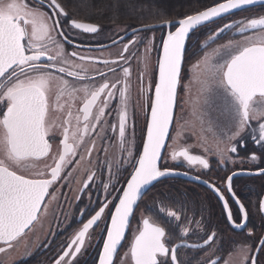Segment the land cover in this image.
Here are the masks:
<instances>
[{
	"label": "flooded vegetation",
	"instance_id": "af4514ba",
	"mask_svg": "<svg viewBox=\"0 0 264 264\" xmlns=\"http://www.w3.org/2000/svg\"><path fill=\"white\" fill-rule=\"evenodd\" d=\"M0 1V3L13 2V0ZM16 1L27 3V0ZM28 1L35 7L43 8L49 14L48 18H42L43 23L49 27L48 37L38 43L46 46L48 55L56 56L54 63L57 67H65L67 71L78 72L84 79L70 77L67 73H58L55 69H51L53 78L49 81L46 93L48 98L47 139L51 145L47 156L27 158L17 162L8 158L6 148L0 142V161H3L18 175L34 179L51 178V168L55 166L63 151L61 141L64 140L66 128L68 143L74 148V155L68 157L71 163L65 164L60 178L49 188V195L45 197L36 220L16 241L12 242L10 248L0 242V247L6 249L0 252V264H56L64 251L69 250V243L82 229L83 223H86L105 203L112 201L97 224L86 233L81 253H78L76 257H65V260L61 262V264H68V261H71V264H96L98 253L101 251L103 239L106 236V226L110 224V212L114 211V205L118 203V199L113 200V197L121 194L115 191V188L125 187L126 180L129 179L132 171L131 164H126L125 161L131 160L135 163L142 148L157 80L160 48L166 29L130 33L138 25L118 24L112 28L110 26L112 23L105 24L65 16L59 14L58 10H55L57 14L53 17L52 11L42 6L41 2ZM260 10V12H251L240 17L239 21L227 22L226 24H231L233 27L225 29L218 36L217 30L226 24L221 26L219 24L205 30L203 35L193 34L189 39L177 89L174 119L168 143L175 124L182 120L185 108L190 118L189 110L195 108L197 111L198 108L203 112L201 116L199 115L200 119L214 120L216 125L220 124L223 118L219 112L210 103L204 101L202 91L206 78L204 57L206 54H212L214 50H210L211 47L223 42L221 40L225 37L229 40L233 39L230 34L238 32V29L245 26L251 19L264 17V7ZM258 13L261 15L254 17ZM73 19L97 25L98 32L83 33L80 30L71 29L69 21ZM54 20H60V29L55 28ZM26 27L31 32L32 26L29 24ZM60 31H63V36L60 35ZM261 31L260 29L249 30L244 35L260 34ZM207 37L211 39L203 45L202 41ZM117 40V43L108 46ZM125 44L128 45L127 52H124ZM57 45L62 46L61 55H57L59 51ZM73 53L76 55L74 56ZM121 55L126 59L122 60ZM103 61L109 63L105 64ZM187 63L191 64L190 67H186ZM197 64L199 67L195 66ZM76 65L81 67H75ZM125 67L129 69L127 77L123 73ZM185 68H187L186 85L181 79ZM101 73L103 76L100 75ZM58 77H63L68 81L66 88L62 89V82ZM191 79L196 87L190 84ZM105 82L109 84L113 96L108 97V89H106L92 107L88 121H84L82 108L86 99L92 91ZM112 84H116L114 89L111 88ZM85 86H87V91H85ZM122 90L124 91L123 98L120 94ZM184 99L187 107H184ZM106 100L107 107H105ZM256 105L258 110L264 111V99L257 97ZM122 107L126 113L123 140L119 135V115ZM101 108H104V114L97 120ZM196 117L198 114H195L194 118ZM256 123V121L253 122L254 126ZM85 124L88 126L87 132L84 131ZM212 131L221 151H227L231 143H236L237 153L227 151L226 158L222 162L221 154L217 152L213 157L208 158L200 152H192V149L182 146L174 153L187 150L190 155L207 159L209 168L203 169L198 163L189 164L183 157H178L177 159L181 161L172 163L170 166H167L168 164L164 166L162 160L160 167L187 173L214 185L228 202L233 219L238 223L241 218L240 212L228 191L227 177L233 172L251 171L255 173L258 169L264 168V150L251 141L247 132L236 141L229 142L217 127ZM0 138H2V132H0ZM241 140L244 141L243 147H240ZM129 151L132 153L131 157L128 156ZM253 154L258 157L255 161L251 159ZM41 172L44 175L38 176L37 173ZM89 177L92 179L89 180ZM85 184L88 185L87 188ZM105 184L108 185L107 190L104 188ZM169 184H174V187L188 188L195 194L182 196L170 190L160 192ZM232 191L239 198L247 213V225L243 229H235L228 223L224 202L210 188L178 177L166 178L154 183L139 200L128 232L113 264L123 252H127L128 260L130 264H133L130 256L131 243L145 218L165 228V243L169 249L181 243L202 244L208 235L215 233L213 241L205 246L178 249V258L182 264H217V262L233 264L232 259L243 264L244 253L247 252L249 256L256 254L260 241L264 239V209L261 208L264 204V175L236 176L232 181ZM168 212H176L180 219L178 221L174 218L170 219L167 216ZM184 229H187V235L183 234ZM74 248L75 245H73V251ZM257 259L259 264H264V250Z\"/></svg>",
	"mask_w": 264,
	"mask_h": 264
},
{
	"label": "snow or ice",
	"instance_id": "6c2138e0",
	"mask_svg": "<svg viewBox=\"0 0 264 264\" xmlns=\"http://www.w3.org/2000/svg\"><path fill=\"white\" fill-rule=\"evenodd\" d=\"M40 2L42 6L51 9L54 15L57 14L56 9H59V14L67 15L57 0H40ZM260 2L264 0H227V2L218 3L196 14L187 15L178 22H164V26L170 30L162 42L158 79L151 101L143 151L135 163L131 160L125 161L126 164H131L132 171L130 178L126 180V187L115 188V191L121 194L113 197V200L118 199V203H115L114 211L110 212V224L106 226V238L103 239L102 250L98 253V264H113L114 255L125 238L134 208L145 192L163 178L187 175V173H180L167 167L162 169L160 161L173 120L177 86L186 51V41L190 38V34H194L205 24L232 10ZM42 16L43 14L29 10L26 4L16 2V0L0 3V78H2L0 79V132H2L0 142L4 144L8 158L17 162L27 158L47 156L51 147L47 139L48 128L46 126L48 111L46 93L49 81L53 78L51 69H55L58 73H67L70 77L84 79L78 72L67 71L65 67H57L54 63L56 56L48 55L46 46L38 43L48 37L49 33V27L43 23ZM53 23L56 29H60V20H54ZM29 24L32 26L31 32L26 27ZM69 24L71 29L80 30L83 33L98 32V26L95 24L78 22L74 19L70 20ZM231 27H233L231 24L224 25L223 28L217 30V36ZM257 29L262 30L259 35L247 36L243 43L229 42L225 45L224 47L228 50L226 56L219 49L214 50L210 55H205L206 78L202 91L205 103L214 106L223 118L219 125L212 126L217 127L227 141H236L247 132L251 141L264 150V122H260L264 121V111L258 110L256 105L257 97L264 99V17L251 19L245 26L240 27L238 32L244 33ZM60 35H64L63 31H60ZM57 48L59 49L57 55H61L62 46L57 45ZM127 51L128 45L125 44L124 52ZM73 55L75 56L76 53ZM120 58L126 59L123 55ZM103 63L109 62L103 61ZM113 63L116 62L113 61ZM195 66L199 67V64ZM75 67L81 66L76 65ZM123 73L127 77L129 69L125 67ZM100 75L103 76V73ZM58 79L62 82V89L68 86V81L63 77H58ZM115 87L116 84L111 85V88ZM106 89H108L107 96L112 97L113 92L109 89V84L105 82L92 91L86 99L82 108L84 121H88L92 107ZM85 91H87V86H85ZM120 94L123 98L124 91L122 90ZM121 103L123 105V99ZM105 107H107V100ZM103 114L104 108H101L97 120ZM254 121L257 122L255 126ZM125 123L126 113L122 107L119 115V135L122 140L125 135ZM201 123L203 124V121ZM209 130L211 131L212 128L210 127ZM84 131H88L87 124H85ZM67 132L66 128L64 140L61 141L63 151L55 166L51 168L50 179H34L18 175L3 161H0V242L9 248L12 242L16 241L36 220L45 197L49 195V188L60 178L65 164L71 163L68 157L74 155V148L68 143ZM243 146L244 141L241 140L240 147ZM227 151L237 153V144L231 143ZM227 151L224 152L225 155ZM128 156H132L131 151L128 152ZM178 157H183L189 164L198 163L203 169L209 168L207 159L190 155L187 150L173 153L174 160ZM229 159L231 160V157ZM251 159L255 161L258 157L253 154ZM245 174L264 175V168L258 169L255 173L251 171L233 172L227 177L228 191L240 212L241 218L238 223L233 219L228 202L219 189L206 180L200 181L211 188L224 202L227 221L235 229L246 227L247 213L239 198L232 191V181L234 177ZM37 175L43 176L44 174L41 172ZM91 179L92 177H89V180ZM195 179L199 180V177ZM87 187L88 185L85 184V188ZM104 188L107 190L108 185L105 184ZM109 203L112 201L105 203L86 223H83L82 229L69 243V250L64 251L56 264H61L65 257H76L78 253H81L86 233L97 224ZM261 208L264 209V204ZM167 216L177 221L180 219L176 212H168ZM183 234L187 235V229H184ZM165 235L164 227L150 222L147 218L143 219L142 227L134 235L130 247L133 264H182L178 258V249L196 247L181 243L169 249L165 243ZM214 236L215 233L208 235L203 243L209 244ZM73 245H75L74 251L72 250ZM262 250H264V239L260 241L256 254L249 256L247 252L244 253L243 264H259L257 257ZM4 251L6 249L0 247V252ZM68 264H71V261H68Z\"/></svg>",
	"mask_w": 264,
	"mask_h": 264
},
{
	"label": "trees",
	"instance_id": "16d2710c",
	"mask_svg": "<svg viewBox=\"0 0 264 264\" xmlns=\"http://www.w3.org/2000/svg\"><path fill=\"white\" fill-rule=\"evenodd\" d=\"M221 1L224 0H57L70 17L124 25L174 21ZM174 186L169 184L160 192L170 190L182 196L195 194L188 188Z\"/></svg>",
	"mask_w": 264,
	"mask_h": 264
},
{
	"label": "rangeland",
	"instance_id": "374dc122",
	"mask_svg": "<svg viewBox=\"0 0 264 264\" xmlns=\"http://www.w3.org/2000/svg\"><path fill=\"white\" fill-rule=\"evenodd\" d=\"M16 2H19V1H16ZM26 5H27L29 10H31L35 13H38V14H43L42 18H48L49 17V14L47 13L46 10H44L41 7L33 6L28 0H27ZM257 11H259V10H257ZM237 18H239V16H237L233 19H237ZM227 22L228 21H225L224 24H226ZM154 24L155 23L148 24V25H154ZM117 25H118L117 23H112L110 26L113 28V27H116ZM118 29H120V28H118ZM157 29L158 28H153V29H148L147 31L157 30ZM204 30H206V29L204 28ZM201 34L202 35L204 34L203 31H201V30H198V32H196V36H199ZM254 35H259V34H256V33L253 34L252 33L250 35H246V36H242V37H235L231 40H229L228 38H224L221 40L223 42L220 41L221 43H217L216 45L211 47V49L210 48L209 49L210 50L219 49L226 56L228 50L224 47L225 45H228L229 42H232L233 44L243 43V42H245V37L254 36ZM207 38H205L202 41L203 45L205 43H208L211 39V37H209L208 39ZM117 42H118V40L115 41V43H117ZM115 43L112 42L108 46L114 45ZM215 46H217V47H215ZM190 65H191L190 63H187L186 67H190ZM181 79H182V82L185 83V81L187 79V68L183 69V75H182ZM190 81H191L190 84H192V87H196L195 82L192 79ZM199 82H200V80H199ZM185 85H186V83H185ZM187 106H188L187 104L185 106V99H184V107H187ZM187 113H188V110H186V108H185V111L183 112L182 120L180 122L176 123L174 126L173 133L171 135V138H170L169 143H168V147H167L165 155H164L163 165L165 166V164H168L167 166H170V164H172V163L180 162L181 161L180 159L174 160L172 157H173L174 151L178 148H181L182 146H186V147L192 149V152L193 151L200 152V154H203L204 156H207L208 158L213 157L217 152V154H221V160L223 162V159L226 158V155L224 154L223 151H221V148L218 146V143H217L216 139L214 138L213 131L209 130L210 127L212 129L215 128L212 125H216V123H215L216 121L200 119L199 115L201 116V113H203V112H201V110H198V108H197V111H195V108L191 111L189 110V113H191V118L189 116H187ZM192 113H193V118H192ZM195 114H198V117L194 118ZM201 121H203V124L201 123ZM177 133H179V135H177ZM219 152H221V153H219ZM232 263L233 264H239L240 262H238V260L232 259ZM115 264H130V262L128 260L127 252L126 253L123 252L120 255V257L117 259Z\"/></svg>",
	"mask_w": 264,
	"mask_h": 264
},
{
	"label": "water",
	"instance_id": "95a60500",
	"mask_svg": "<svg viewBox=\"0 0 264 264\" xmlns=\"http://www.w3.org/2000/svg\"><path fill=\"white\" fill-rule=\"evenodd\" d=\"M223 2H227V0H224V1H221V2H219V3H223ZM218 4V3H217ZM217 4H214V5H212V6H210V7H214V6H216ZM262 5H264V2H260V3H257V4H255V5H250V6H244V7H242V8H240V9H237V10H232L230 13H228V14H224V15H222L221 17H218V18H215L212 22H214V21H217V20H219V19H222V18H224V17H227V16H229V15H232V14H234V13H237V12H239V11H242V10H246V9H249V8H253V7H256V6H262ZM209 8V7H208ZM207 9V8H206ZM206 9H203V10H206ZM203 10H201V11H203ZM198 13V12H197ZM194 14H196V13H194ZM192 15V14H191ZM182 19V18H181ZM179 20V19H178ZM178 20H175V21H172V22H178ZM212 22H210V23H212ZM207 24H209V23H207ZM207 24H205V25H207ZM147 26V27H146ZM146 26H141V27H138V28H136L135 30H133V31H138V30H146V29H153V28H162V27H166L167 29H169L167 26H164V22H162V23H158V24H154V25H146ZM168 33V32H167ZM166 36H167V34H166ZM166 36H165V38H166ZM164 38V39H165ZM187 42V41H186ZM162 49V48H161ZM183 62V61H182ZM158 71H159V66H158ZM157 79H158V75H157ZM174 109H175V106H174ZM174 109H173V115H174ZM150 112H151V110H150ZM149 118H150V113H149ZM149 118H148V121H149ZM173 121V120H172ZM148 124V123H147ZM171 125H172V123H171ZM171 125H170V128H171ZM170 128H169V132H170ZM146 134H147V129H146ZM146 134H145V139H146ZM168 136H169V133H168ZM167 139H168V137L166 138V141H165V146H166V142H167ZM164 149H165V147H164ZM164 149H162V155H163V152H164ZM142 151H143V147H142ZM142 151H141V154H142ZM180 173H182V172H180ZM172 177H178V178H183V179H187V180H189V181H191V182H194V183H197V184H200V185H203V186H206V187H208L207 185H205V184H203V183H201L200 181H201V179H199V180H197V179H195V177H193V176H191V175H176V176H169V177H166V178H172ZM166 178H163V179H166ZM162 180V179H161ZM126 187V186H125ZM209 188V187H208ZM211 189V188H210ZM212 190V189H211ZM213 191V190H212ZM139 202V201H138ZM134 210H135V208H134ZM130 220H131V218H130ZM126 233H127V230H126ZM126 233H125V235H126ZM106 238V237H105ZM122 242H123V240H122ZM121 242V243H122ZM184 244V243H183ZM185 245H187V244H185ZM121 246V245H120ZM120 246L118 247V250H119V248H120ZM202 246H205V244L203 243V244H200V245H196V247H192V248H198V247H202ZM101 250H102V248H101ZM118 252V251H117ZM116 255V254H115ZM115 255H114V258H115ZM114 258H113V261H114ZM97 264H98V261H97Z\"/></svg>",
	"mask_w": 264,
	"mask_h": 264
}]
</instances>
